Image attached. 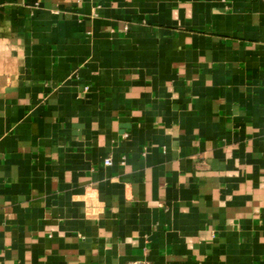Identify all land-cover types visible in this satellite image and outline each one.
I'll use <instances>...</instances> for the list:
<instances>
[{"label":"crops","instance_id":"0c3cea01","mask_svg":"<svg viewBox=\"0 0 264 264\" xmlns=\"http://www.w3.org/2000/svg\"><path fill=\"white\" fill-rule=\"evenodd\" d=\"M0 264H264V0H0Z\"/></svg>","mask_w":264,"mask_h":264},{"label":"built area","instance_id":"2783aa9c","mask_svg":"<svg viewBox=\"0 0 264 264\" xmlns=\"http://www.w3.org/2000/svg\"><path fill=\"white\" fill-rule=\"evenodd\" d=\"M104 165H105V166H109V165H111V161H110V159H106V160L104 161Z\"/></svg>","mask_w":264,"mask_h":264}]
</instances>
